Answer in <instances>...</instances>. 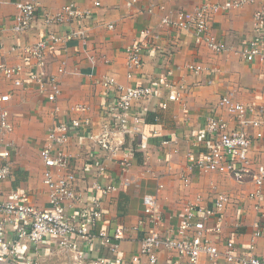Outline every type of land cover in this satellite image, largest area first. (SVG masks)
Listing matches in <instances>:
<instances>
[{
    "label": "crops",
    "instance_id": "obj_1",
    "mask_svg": "<svg viewBox=\"0 0 264 264\" xmlns=\"http://www.w3.org/2000/svg\"><path fill=\"white\" fill-rule=\"evenodd\" d=\"M19 1L0 0V63L23 68L19 75L20 86L0 74V93L11 96L9 102H0V111H7L13 127L12 132L2 137V146L10 153L12 175L0 181V200L11 191H20L26 193L36 207L47 210L48 189L43 183L39 151L57 116L65 114L88 119L92 125L89 135L91 132L96 134L106 122L102 108L110 101L103 85L105 78H112L119 85L136 86L149 81L158 83L161 74L171 71L176 101L167 100L168 92L160 90L154 97L132 106L131 114L141 121L136 124V132L124 137V148L133 153L126 171L107 159L85 130L72 133L63 151L69 156L67 171L77 179L75 191L81 194V201L68 204L71 207L68 209L73 211L94 197L100 198L92 189L94 182L114 184L116 190L100 198L102 218L92 226L91 232L95 234L105 229L111 233L120 227L124 235L119 243L120 264H149L146 257L139 256L140 241L147 228V223H143L144 195L153 194L157 198L162 221L160 235L175 237L183 207L188 202L206 208L222 194L228 198V203L220 219H205L206 229L219 225V232L207 231L208 237L221 252L230 240L238 252L252 246L255 256L264 257V223L261 220L264 216V185L260 195L252 197L255 186L251 181L238 183L228 174L203 173L193 166L200 153L214 143V137L205 129L208 117L215 115L224 119L228 131L238 128L236 119L217 106L222 97H230L252 110L247 119L264 121V61L248 62L238 53L256 35L253 14L264 0L211 17L212 33L230 48L219 55L196 44L191 31L164 26L161 19L194 10L205 1L226 0H137L129 7L125 5L126 0H101L98 9H93L91 0H80L78 7L89 13L83 25L77 24V28H86L85 40H61L49 44L42 68L33 62L25 63L11 47L15 43L32 45L47 31L60 36L69 31L66 26L50 27L43 22V15H54L68 0H38L39 15L33 26L16 35L13 23L19 13L16 6ZM141 30H148L149 36H141ZM136 42L146 44L147 51L142 68L128 78L125 49ZM189 63L199 64L204 70L192 74L185 68ZM31 73L57 80L60 95L55 103L48 102L46 94L29 79ZM164 102L166 109H160L158 104ZM77 105L87 109L77 111ZM247 130L250 134L255 132L252 127ZM262 134V140L254 141L251 148V155L257 162L264 155V125ZM99 165L105 169L101 177L96 175ZM255 223L263 226L259 237L254 236ZM13 237L11 231L5 232L6 240ZM82 246L85 247L83 243ZM2 253L0 248V255ZM134 256H138L136 262L132 261ZM98 258L111 260L113 255L96 240L90 250V259ZM19 262L72 264L73 254L61 250L55 239H47L38 248L26 242L20 251ZM156 264H186V261L175 251L161 250ZM200 264L225 262L221 258L212 263L202 256Z\"/></svg>",
    "mask_w": 264,
    "mask_h": 264
},
{
    "label": "built area",
    "instance_id": "obj_2",
    "mask_svg": "<svg viewBox=\"0 0 264 264\" xmlns=\"http://www.w3.org/2000/svg\"><path fill=\"white\" fill-rule=\"evenodd\" d=\"M80 0H68L54 15H43V22L50 27L66 26L70 30L63 35L47 31L44 36L32 45H20L15 43L11 47L19 57H23L25 63L33 62L36 67L44 66L45 52L49 44H56L61 40H85L86 28H77V24L83 25L88 12L78 7ZM137 0H126L127 7L132 6ZM256 0H226L223 2L201 3L191 11L178 12L174 18L164 16L161 24L171 26L178 30L191 31L196 44H202L214 54L227 53L230 48L224 45L212 33L209 20L212 16L236 9L244 4L254 3ZM93 9L101 6V0H91ZM19 11L13 23V31L16 35L27 32L39 15L38 0H21L17 3ZM162 8V7H161ZM160 8V9H161ZM75 26V28H72ZM112 28V25L108 26ZM253 28L255 37L246 42L238 51L241 57L248 62L255 60L264 61V3L253 14ZM140 35L149 36L148 30H141ZM146 44L133 43L126 47V65L129 70L127 77L131 78L135 70L142 68ZM192 74L201 73L204 68L199 64L189 63L185 66ZM23 68L21 65L8 66L0 63V74L15 86L22 85L19 75ZM29 79L34 82L40 92L46 94L50 103H55L60 95V87L54 77L42 78L39 73H31ZM103 85L110 95V101L102 108V116L106 120L102 129L96 134H91V122L85 118H72L69 115L57 116L56 122L48 129L45 140L40 148V157L43 162V183L48 189V209H40L31 203L28 195L20 191H11L4 200H0V263L20 264V251L25 243L38 248L47 239H55L58 247L73 254L72 264H120L119 243L124 238L123 230L115 228L111 233L101 229L95 234L91 232L92 226L102 218V200L116 190L112 183L102 185L94 182L92 189L100 198L94 197L91 202L83 204L78 209L68 206L81 201V194L76 193V181L74 174L67 171L69 156L63 151L70 136L74 132L85 130L94 144L105 154L109 160L118 163L124 172L130 165L129 158L132 151L124 148V137L138 130L136 126L141 120L131 114L135 102L150 99L160 90H165L167 100L176 101L177 95L173 91L174 82L171 71L160 75L158 83L149 81L140 85H119L112 78H105ZM11 99L10 94L0 93V102L6 103ZM160 109H166L167 104L159 103ZM217 106L223 109L229 116L236 119L238 128L228 131L227 123L218 116L208 117L205 129L214 137V143L194 160L193 166L203 173H221L232 176L238 183L251 181L255 191L250 196L258 197L264 185V155L259 162L251 155L254 141L262 140V127L264 121L260 119H247L252 110L243 104L234 102L230 97H222ZM87 108L82 105L75 106V110L84 112ZM56 113L58 108H55ZM248 127L255 129L253 134L248 132ZM12 124L9 121L6 110L0 111V181L9 179L12 175V165L9 161L10 153L2 146V137L12 132ZM82 138V135L79 136ZM104 166L96 168V175L104 174ZM144 208L143 223H147L145 234L140 241L139 256L147 258L149 264H156L161 250L175 251L179 257L184 258L186 264H200L202 256H206L209 262L215 263L221 258L225 264H264V257H257L253 247L239 251L233 241L225 243L224 250L219 251L217 245L208 237L207 231L219 232V225L206 229L205 219L216 217L228 203V198L218 195L210 207L201 208L197 203L188 202L183 207V215L176 230L175 237H162L159 232L161 216L158 211L157 198L153 194H146L142 198ZM261 220L264 223V216ZM254 236L262 234L263 226L254 224ZM11 231L12 240H6L5 232ZM102 248L108 250L113 259H90V250L95 241ZM25 242V243H24ZM82 243L85 247L82 246ZM81 244V246H80ZM7 256V257H5ZM138 256L132 261L136 262ZM83 262V263H82Z\"/></svg>",
    "mask_w": 264,
    "mask_h": 264
}]
</instances>
